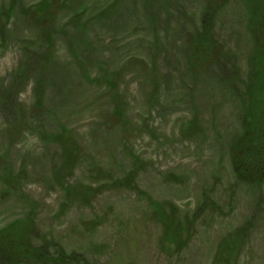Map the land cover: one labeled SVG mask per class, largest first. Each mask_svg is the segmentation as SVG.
Here are the masks:
<instances>
[{
  "label": "rangeland",
  "instance_id": "rangeland-1",
  "mask_svg": "<svg viewBox=\"0 0 264 264\" xmlns=\"http://www.w3.org/2000/svg\"><path fill=\"white\" fill-rule=\"evenodd\" d=\"M147 1L0 0V264H264V0Z\"/></svg>",
  "mask_w": 264,
  "mask_h": 264
},
{
  "label": "trees",
  "instance_id": "trees-1",
  "mask_svg": "<svg viewBox=\"0 0 264 264\" xmlns=\"http://www.w3.org/2000/svg\"><path fill=\"white\" fill-rule=\"evenodd\" d=\"M256 1V0H255ZM148 1L146 0V9H148L147 3ZM257 2V1H256ZM259 3H255L254 2V10H251L252 13H259ZM247 5L251 8L252 4L251 2L247 1ZM261 7V5H260ZM42 9V8H41ZM252 9V8H251ZM263 8L261 7L260 10H262ZM105 10V9H104ZM261 50L260 49H256L254 55H255V61H254V67H251V70L249 71V75H248V81L246 83L245 89L247 93L252 94L253 96L255 95V93L258 90H262L264 88V73L261 72V66H257L259 63V54H260ZM245 151L243 150V153ZM239 156V153H238ZM74 162V161H72ZM71 160L66 161L65 165H63V169H66L68 171L69 168H71V164H72ZM253 162V161H252Z\"/></svg>",
  "mask_w": 264,
  "mask_h": 264
},
{
  "label": "flooded vegetation",
  "instance_id": "flooded-vegetation-1",
  "mask_svg": "<svg viewBox=\"0 0 264 264\" xmlns=\"http://www.w3.org/2000/svg\"><path fill=\"white\" fill-rule=\"evenodd\" d=\"M235 252L233 250L228 249L224 253V260L223 264H238V259L240 258L241 254L240 252Z\"/></svg>",
  "mask_w": 264,
  "mask_h": 264
}]
</instances>
